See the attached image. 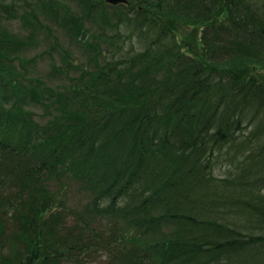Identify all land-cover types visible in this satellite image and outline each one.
Segmentation results:
<instances>
[{
	"label": "trees",
	"instance_id": "trees-1",
	"mask_svg": "<svg viewBox=\"0 0 264 264\" xmlns=\"http://www.w3.org/2000/svg\"><path fill=\"white\" fill-rule=\"evenodd\" d=\"M51 181L85 197L72 244ZM25 185L0 264H264V0H0V195Z\"/></svg>",
	"mask_w": 264,
	"mask_h": 264
},
{
	"label": "rangeland",
	"instance_id": "rangeland-1",
	"mask_svg": "<svg viewBox=\"0 0 264 264\" xmlns=\"http://www.w3.org/2000/svg\"><path fill=\"white\" fill-rule=\"evenodd\" d=\"M10 25L12 28L16 30H22V27L24 26L21 19H12L10 22ZM89 25L92 27V23L89 22ZM94 26V23H93ZM64 40L67 42V37L64 36ZM75 49V48H74ZM78 48H76L77 52ZM75 52V53H76ZM71 57L73 58V50L71 49ZM33 72L40 74L42 77H46L48 79V72L52 68L48 64L40 63L39 66H30ZM57 184L56 181H51L48 183L49 189L52 191V194L54 195L55 199L58 200L64 196V194H67L69 196V210L66 212H61L62 214L59 215L60 219H56L55 217L51 216L52 222L48 225V230H54L56 228L55 234L51 233L49 231L48 238L52 239L53 237L57 240V238L62 239L64 238L65 241L72 244V239H74V236L78 234V228L79 225L76 224L75 216L73 213L75 211H79L83 203L85 202V197L82 195V193L79 191L78 187L74 184L68 183L65 187V189H58L63 184H59V186L55 185ZM24 188H20V186H13L9 187L8 191L5 192L6 196L5 198L1 197L0 195V207L3 208L4 211H7L6 214H2L0 211V219L3 222V228L0 233V253L5 255V259L9 258L11 261L13 258H18L19 253H14L10 256L12 253L11 251L16 250L15 252H22V248H24V244L19 240L18 234L23 232L24 226H22L21 222L17 219L16 214L19 212V210L22 208V200H26L31 192L34 190L28 186L25 185ZM56 206H53L52 210L55 209ZM97 228L100 229V226L97 225ZM20 231V232H19ZM57 235L59 237H57ZM18 239V240H17ZM52 242L56 243L54 239H52ZM113 242H111L112 244ZM131 243V249H135L137 246L132 245ZM110 247L107 242H101L95 244V242L92 243L91 248L89 249H82V250H75L71 255L72 257H68L64 259L63 264H113L112 258L114 257V251L111 249L105 248ZM124 248V247H123ZM4 259V260H5Z\"/></svg>",
	"mask_w": 264,
	"mask_h": 264
},
{
	"label": "water",
	"instance_id": "water-1",
	"mask_svg": "<svg viewBox=\"0 0 264 264\" xmlns=\"http://www.w3.org/2000/svg\"><path fill=\"white\" fill-rule=\"evenodd\" d=\"M106 1L109 2V3H112V4H118V3H121V2L127 3L129 0H106Z\"/></svg>",
	"mask_w": 264,
	"mask_h": 264
}]
</instances>
